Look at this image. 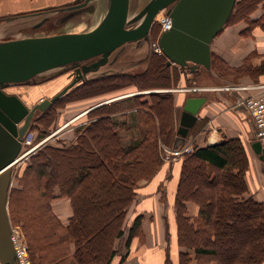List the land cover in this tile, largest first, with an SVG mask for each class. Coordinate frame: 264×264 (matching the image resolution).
<instances>
[{
  "label": "trees",
  "instance_id": "16d2710c",
  "mask_svg": "<svg viewBox=\"0 0 264 264\" xmlns=\"http://www.w3.org/2000/svg\"><path fill=\"white\" fill-rule=\"evenodd\" d=\"M236 4L227 22L233 17ZM155 36L153 30L151 37L155 39ZM210 56V69L220 78L235 81L247 73L245 65L230 67L214 54L210 53ZM148 60L141 72L93 77L75 85L58 100L82 86L143 78L153 65V75L161 77L165 73L163 67H170L165 56L154 51ZM181 72L192 73L186 68ZM105 90L102 88L100 92ZM148 96L145 99L143 95L131 97L134 102L137 99L138 104L147 107L143 112L130 110L122 119L115 117L117 114H109L102 119V125L100 119L95 120L94 128L90 129L92 139L84 137L89 147L86 153L83 146L75 144L65 150L52 149L56 157L49 156L50 164L40 161L41 150L31 157L38 158V181L11 190L8 211L11 223H20L23 227L33 264H57L68 258L77 264H113L114 242L124 234L123 221L137 194V184L141 179H150L161 164L156 144V118L160 121L158 128L162 134L175 132L169 124L173 113L171 93L152 92ZM51 105L35 114L30 128L33 120H39L50 111ZM139 112L141 119L135 123ZM131 118L133 122H129ZM127 130L133 134L129 143L123 137ZM93 158L96 161L89 163ZM247 167L248 158L239 139L195 146L186 154L175 192L176 237L178 245L192 249L194 256L183 251L178 255V264H262L264 205L252 197H244ZM30 168L24 171L20 180L27 171L30 175ZM51 184H59L62 191L59 195L71 200L73 213L65 226L52 212L51 201L56 195ZM35 187L39 189L35 190ZM28 189L29 192H25ZM40 196L47 199H40ZM188 201L198 206L193 217L186 215ZM139 227L140 219L136 218L129 228L128 239ZM61 244L75 246L74 254L68 255L64 249L60 252Z\"/></svg>",
  "mask_w": 264,
  "mask_h": 264
},
{
  "label": "water",
  "instance_id": "95a60500",
  "mask_svg": "<svg viewBox=\"0 0 264 264\" xmlns=\"http://www.w3.org/2000/svg\"><path fill=\"white\" fill-rule=\"evenodd\" d=\"M91 1L93 0H84L75 7H85ZM106 1L105 14L88 30L27 36L0 42L2 264H15L14 247L10 240L8 199L13 168L19 161L23 139L36 112L44 111L74 85L84 82L83 77L105 65L113 51L123 49L129 42H141L145 39L155 22V16L162 11L168 13L172 23L156 40L166 58V64L174 63L190 70L199 66L210 69V43L227 23L236 0H149L133 17L128 16L129 0ZM95 57L99 58L86 63ZM56 68L73 69L75 76L53 96L35 102L32 98L28 100L30 97L27 94L17 91L35 76ZM31 100L33 101L28 102ZM205 101L206 97L200 95L185 98L172 150H179L186 144L189 130L195 124L197 113ZM252 147L255 153L263 156L264 149L258 141H254Z\"/></svg>",
  "mask_w": 264,
  "mask_h": 264
},
{
  "label": "crops",
  "instance_id": "0c3cea01",
  "mask_svg": "<svg viewBox=\"0 0 264 264\" xmlns=\"http://www.w3.org/2000/svg\"><path fill=\"white\" fill-rule=\"evenodd\" d=\"M104 2L107 6V1L104 0ZM15 3L20 7L24 4L23 0H0V11H9L10 5ZM235 3L237 4L233 17L212 39L210 53L224 60L230 67L237 68L245 65L247 73L235 81H230L218 77L211 69H206L203 66L194 70L189 69L192 73H186V76L194 75L190 82L191 87L205 89L200 92L186 90L177 95L178 120L168 151L172 150L185 98L189 95L205 96L206 101L200 107L196 122L189 130L186 144L202 147L239 139L248 158V167L244 175L247 191L244 193V197H252L264 205V154L260 157L253 150L254 126L244 105V100L248 96L259 93L262 90L260 86H264V0H236ZM99 5L100 3L95 8H98ZM118 55L102 66L101 75L120 73L111 72V66L117 61ZM170 67L182 73V68L179 65L173 63L170 64ZM60 73L48 78L49 81L46 84H35L34 86L23 84L21 87L25 89L23 94L30 97V94L35 90V96H40V100L46 96L44 91L50 92L55 89V91H59L68 78ZM153 91L167 92V90H149V93ZM142 93L146 92H131L126 95L130 97ZM31 97L34 98V96ZM123 97L125 96L119 98ZM102 103L107 102L97 103L90 109H94ZM180 167V161L164 163L152 178L139 182L136 189L137 196L126 213V223L131 222V224L125 229L123 236L114 242L116 254L112 259L113 264H178V255L184 251V248L177 243L174 206ZM59 194V189L56 188L54 190L56 196L51 201V209L59 222L65 226L68 224L73 209L71 200ZM197 211L198 206L195 203L186 202L187 216L193 217ZM136 218L140 219V227L128 239L129 228ZM59 246H62L60 252H63L64 249L68 255H73L76 249L72 244L69 247H67L68 244ZM0 264H2L1 261ZM57 264L77 263H71L68 258Z\"/></svg>",
  "mask_w": 264,
  "mask_h": 264
},
{
  "label": "rangeland",
  "instance_id": "374dc122",
  "mask_svg": "<svg viewBox=\"0 0 264 264\" xmlns=\"http://www.w3.org/2000/svg\"><path fill=\"white\" fill-rule=\"evenodd\" d=\"M72 1L74 0H26V1L23 0L24 4H22L21 7L19 4L16 3L11 4L9 11L8 10L5 12L0 11V42L10 39L27 37V36H40V35L56 34L61 32L85 31L95 26V24H97V22L103 17V15L106 12V4L104 0H93L90 3L86 4V6L80 11L58 9V7H62L67 4H70ZM148 1L149 0H131L130 8H129V17L137 13L138 10H140L141 8H143L145 4L148 3ZM98 3H100L99 7L95 8V6H97ZM50 8L55 10L57 9V11L54 10L50 11L49 10ZM40 10H44V12L36 15L34 14V15L21 16L22 14L36 12ZM44 15H49V20L44 22L43 25L39 26L38 28H34V25ZM163 29L164 27L161 24H159V22H156L155 28L153 29L154 34H156L155 36L156 38L153 39L151 37L150 39L151 42L150 41L146 42L144 40H142L141 42H129L123 46V49L120 48L121 49L120 50L118 48L117 50L113 51L109 56V61L114 59V57L117 56L119 52L120 54L118 55V59L115 62V64L111 66L112 67L111 72L134 73V72L143 71V69L146 68V64L149 61L148 59L150 55L154 51L157 37ZM159 55L162 54L160 53ZM98 58L99 57H95L90 60H87L86 63L89 64L97 60ZM155 61H158V59L156 58ZM102 66H100L95 72H88L83 77V81L88 80L90 77H93L94 75H96V77L97 75H101L100 71L103 68ZM162 67L163 66L161 65L160 68ZM60 69L61 68H56L53 70L43 72L38 76L32 78L30 83L37 82L36 83L37 85H42V84H46L49 81L48 78H50L54 74L59 75V73L61 72L60 75H65L63 72L64 69L66 68H62L63 70ZM154 69H155V65H153V69L151 66L150 70L146 73V75L143 78H138L134 80L120 79L119 81H108V82L103 81L97 84H90L75 89L73 92H71L61 100L58 99L55 100L50 107L51 108L50 111L46 115H44L39 120H33L32 127L27 131L25 135L26 137H30V143L22 145L23 147L21 149L20 154L21 153L23 154L25 151L26 154L22 158L20 157L19 161L14 165L13 173H12L13 178H12L11 190H13L14 188H21V186L24 183L28 186L30 185V183L36 184V181H38L36 180L37 168H39L38 158L35 157L31 159V157L33 155L35 156V154L38 153L40 150L43 156V157L41 156L42 158H39L40 161L44 160L48 164L51 163V159H50L51 156L56 157V152L53 150H58L61 148L65 150L77 144L83 146L84 149L82 150H84L85 152V150H89L88 149L89 147L84 137H91L92 139V136L90 135V129L94 128V124L92 123L95 120L100 119L99 124L102 125L103 124L102 119L104 117H107V115L109 114H117L116 117L118 119H122L124 113H128L130 110L133 112L135 110V113H137V111L140 110L141 112L146 110L145 108L147 107H145V105L138 104L137 99L135 100V102L131 100L132 95L128 98V95L126 94H129L131 92L134 93L146 92L140 94L143 95L144 97L146 96L149 97L148 95L151 93V92L149 93V90H156V91L167 90V92H170L172 95L173 113H172V119L170 120L169 124H170V129L175 128L176 122L178 120V111H179L178 107L176 106L177 103L176 97L181 92H184L187 89L191 88L192 85L190 82L194 77V75L192 74L189 75V77H187L185 73H180L178 70H175L172 67H169L168 69L163 67L165 73L164 74L162 73L161 74L162 76L159 77L153 75ZM212 72L214 73L215 71L213 70ZM214 74H216V72ZM70 81H71L70 78H66L64 84L66 85ZM82 83L83 82H80L76 85H80ZM24 85H29V83ZM101 85H104V87H101ZM112 86H116V87H114L113 89L110 88L107 89L108 87H112ZM102 88H105L106 90L100 92ZM55 90H52L50 92L44 91V94L46 95L45 98H47L48 96H53L55 92L56 93L58 92ZM121 96H125V97L119 98ZM37 97L38 96H36V99L33 98L35 102L39 101V98ZM33 100H31L30 102H32ZM101 102H107V103H102L98 108L90 109L95 104ZM38 112L39 111H37L36 114ZM137 116L138 119L137 117H135V123H137V121L139 122V120L141 119L140 112L137 114ZM133 121H134L133 118L129 119V122H133ZM155 123H156V128L158 130L157 131L158 134L156 136V144H157V151L159 153L158 156L161 161L160 166L164 163H170V162L173 163L177 161L182 162L183 159L186 157V154L188 153L179 154L173 157H168V149L170 146V142L172 140V136L174 134L173 132L170 133L168 132L169 134L165 136V133L162 134V132L159 131L158 124H160V121H158L157 118ZM169 124L167 122V128L169 127ZM132 136L133 134L129 130L123 132V137L125 138V141L127 143L131 141L130 138ZM103 137H106V134ZM91 142L95 143L94 140H92ZM190 145L191 148L194 150L195 147L194 144H190ZM28 150L29 152H27ZM95 161L96 159L93 158L90 159L88 162L93 163ZM30 165H32L31 168ZM28 167L30 168V175H27L29 173L27 171L25 173V177L22 180H20V176L24 173V171L26 169L29 170ZM69 171L70 170H68V172ZM30 177L33 179L32 181L31 179H29ZM142 180H148V179H141L140 181ZM51 187L53 189V192L56 188L59 189V192H62L60 190L59 184H51ZM36 189L39 188L35 187V190ZM25 192H29V189L25 190ZM62 196L67 197L64 195ZM136 196L137 194L135 195V197ZM42 198H46V197L40 196V199ZM8 203H9V199H8ZM123 223L125 229H127L131 224V222L126 223V216L124 218ZM12 227L14 228L15 231H17L16 235L18 234L19 238L23 239V241L26 242L29 251V245L21 224L13 223ZM184 251L189 252L190 256L192 257L194 256L192 249L186 250L184 248Z\"/></svg>",
  "mask_w": 264,
  "mask_h": 264
},
{
  "label": "built area",
  "instance_id": "2783aa9c",
  "mask_svg": "<svg viewBox=\"0 0 264 264\" xmlns=\"http://www.w3.org/2000/svg\"><path fill=\"white\" fill-rule=\"evenodd\" d=\"M157 15L162 17V20L158 21L159 24H161L164 27V29L160 32L162 33L163 31L171 27L172 25L171 18L166 11H162ZM155 22H157L156 18H155ZM154 51L155 53L162 54V50L157 42L154 47ZM260 88H262V90L259 93L250 95L244 100V105L246 106L249 115L253 121V126H254L253 140L258 141L261 145V148L264 149V86H260ZM204 89L205 88L193 86L187 89V91L200 92ZM28 143H30V137L25 136L22 144L24 145ZM29 150L27 152H29ZM192 151L193 149L191 148V145L185 144L179 150H169L168 157H173L179 154L189 153ZM16 232L17 231H15L11 225L10 240L14 247L15 264H32L26 242L23 241V239H20L19 235L18 234L16 235Z\"/></svg>",
  "mask_w": 264,
  "mask_h": 264
},
{
  "label": "flooded vegetation",
  "instance_id": "af4514ba",
  "mask_svg": "<svg viewBox=\"0 0 264 264\" xmlns=\"http://www.w3.org/2000/svg\"><path fill=\"white\" fill-rule=\"evenodd\" d=\"M84 0H74V1H72L70 4H67V5H65V6H62V7H58V9H68V10H71V11H80V10H82L83 8H84V6H82V7H75L76 5H79L80 3H82ZM130 3H131V0H129V8H130ZM142 9V8H141ZM140 9V10H141ZM50 11H57V9L55 10V9H49ZM140 10H138V12L140 11ZM42 12H44V10H40V11H36V12H30V13H26V14H22L21 16H27V15H36V14H39V13H42ZM137 12V13H138ZM137 13H135V14H133V15H131L130 17H133V16H135ZM129 16V15H128ZM155 18H156V16H155ZM47 20H49V15H44L35 25H34V28H38L39 26H41V25H43V23L44 22H46ZM155 23L156 22H154V24H153V26L151 27V29H150V32H149V34L147 35V37L145 38V39H143L144 41H146V42H148V41H150V39H151V32L153 31V29L155 28ZM134 25H136V24H134ZM151 42V41H150ZM64 74L68 77V78H70V79H72V77H74L75 76V74H74V70L73 69H64ZM70 74H71V76H70ZM37 83V82H36ZM36 83H29V85H35ZM37 86V85H36ZM11 88V87H10ZM10 90H12V89H10ZM9 90V91H10ZM17 91H19V92H21V93H23V92H25V89L24 88H21L20 87V89H18ZM35 90H33V92H32V94H30L31 96H34V98H36V96H35ZM30 96V98H27L28 100H30L32 97ZM26 99V98H25ZM28 102H30V101H28Z\"/></svg>",
  "mask_w": 264,
  "mask_h": 264
},
{
  "label": "bare ground",
  "instance_id": "6f19581e",
  "mask_svg": "<svg viewBox=\"0 0 264 264\" xmlns=\"http://www.w3.org/2000/svg\"><path fill=\"white\" fill-rule=\"evenodd\" d=\"M156 20H157V22H158V21L162 20V17L157 15ZM168 24H170V23H168ZM56 100H57V99H56ZM22 147H23V146H22ZM37 147H38V146H37ZM25 154H26V151H25L23 154L21 153V154H20V157L22 158ZM17 162H18V161H17ZM17 162H16V163H17Z\"/></svg>",
  "mask_w": 264,
  "mask_h": 264
}]
</instances>
